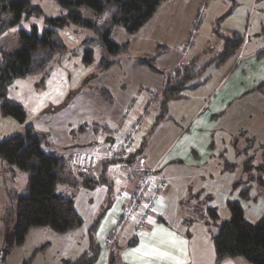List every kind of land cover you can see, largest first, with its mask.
<instances>
[{
	"label": "crops",
	"instance_id": "0c3cea01",
	"mask_svg": "<svg viewBox=\"0 0 264 264\" xmlns=\"http://www.w3.org/2000/svg\"><path fill=\"white\" fill-rule=\"evenodd\" d=\"M199 2L201 0H181L179 4L177 0H165L159 7L162 10L158 9L150 23L144 25L148 28L143 35L148 34L149 38H140L137 34L144 26L134 34L116 27L112 38L134 46L136 54L149 52L157 40L162 41L168 50L158 57L157 64L159 68L172 72L177 66L188 64L197 54L193 51L189 55V46H184L187 37L175 39V35L182 31L188 35ZM237 60L240 64L243 60L241 54ZM93 70L97 71V66ZM93 70L91 74H94ZM80 83V89H76L68 103L54 109L56 115L59 112L58 117L54 114L41 117L44 122L40 125L34 123V128L47 135L44 139L46 149L70 159L73 168L78 152L95 154L97 162L91 174L97 178L104 175L106 182L91 188L62 184L71 190L83 224L65 233H57L49 226H32L25 242L12 247L1 258V264H24L31 257L32 264H63L64 260L79 258L89 248L90 228L106 205L96 230L101 254L95 264H192L190 227L185 211L198 201L197 193L208 170L214 172L213 166L217 164L219 169L221 165L220 151L216 153L214 147V136L217 134L221 141L220 135L227 132L216 129L213 121L221 111L227 112L231 99L239 91L232 87L223 92L222 88L212 89L213 99L206 105L213 103L211 113L203 120L186 121L183 118L179 121L169 113L149 136L151 124L147 122L150 127L141 137V143L147 137L146 145L135 162L126 167L123 163L105 160L118 157L124 149L127 153L140 147L141 143L133 145L137 131L153 106L159 112L157 96L164 87L165 76L123 56L120 63L99 71L91 81L83 83L81 80ZM99 88L108 89L112 99L103 97ZM191 99H195L193 103L197 105L199 97H190L188 93L185 98L171 101L169 111L175 103L190 102ZM204 106L202 103L198 109ZM83 125L86 129L79 130ZM203 151L208 158H203ZM148 170L153 171L150 186L140 198L133 217L122 226L114 244L109 247L105 239L115 230L123 209ZM135 236L136 244L129 246L128 242ZM44 245L43 250L35 253ZM111 249H114L112 263L109 262Z\"/></svg>",
	"mask_w": 264,
	"mask_h": 264
},
{
	"label": "trees",
	"instance_id": "16d2710c",
	"mask_svg": "<svg viewBox=\"0 0 264 264\" xmlns=\"http://www.w3.org/2000/svg\"><path fill=\"white\" fill-rule=\"evenodd\" d=\"M54 1L61 8L57 16L48 15L41 5L32 0H0V114L2 116H11L20 122L25 121L26 110L21 102L9 97V87L18 78L40 74L49 68L55 56L68 48L58 35V30L69 25L90 29L94 34L92 37L85 38L80 45L84 48L83 61L85 64L90 65L94 62L96 46H101L105 55L97 64V71L87 80L91 81L99 71L120 63L123 56L165 76L164 87L157 96L159 112L148 131V136L158 123L168 116L171 101L185 98L190 91L199 87L202 81L198 79L210 66L222 65L230 56L236 54L244 43L243 35L239 32L223 33L219 28V20L227 16L231 12L229 11L226 15L216 19L217 25L212 29L215 36L222 41L219 50L212 58L202 61V52L196 54L188 64L179 65L172 72H167L156 65L157 58L165 52L159 49L163 47L162 45H158L154 53L135 55L131 52L128 43L121 44L112 38V29L115 26L123 28L129 34L138 32L165 0ZM16 6L19 8H15ZM84 8L90 9L93 16H86ZM106 11L111 17L110 22L100 21ZM32 17H43L44 27L39 29L33 24L30 31L20 29L17 41L12 42L7 37L8 32L15 28L21 20H29ZM260 54H264V50L258 52L257 55ZM43 84L44 81L41 86ZM254 91L264 94V80L254 88ZM99 92L106 99H112L108 89L99 88ZM85 129V125L79 127V130ZM38 132L39 130H36L34 126H27L23 134L7 137L0 142V157L11 165L14 176L20 170L29 172L27 186L18 197L13 235L9 238V246L5 251H0L1 258L12 247L20 246L25 242L28 230L32 226H49L57 233H65L83 224V218L75 207L74 196L58 193L59 184L91 188L106 182L104 175L97 178L91 174L92 169L77 166L73 168L65 156L45 149L42 146L45 137L42 138V133ZM244 132L246 131L242 130L240 134ZM245 137V145L240 151V154L244 153L246 156L242 163V175H249L251 179L255 178L259 184L264 185V178H262L264 163H255V153H250L257 139ZM146 139L145 136L136 151L126 153L124 149L118 157L115 156L105 161L120 162L130 167V164L135 162L136 156L142 152ZM218 156L222 160V172H231L235 169L236 164L226 156L225 151H221ZM243 181L246 183L247 180L239 178L235 183L239 185ZM250 191L251 186L246 185L240 191V198L249 199ZM204 193L203 189L199 190L198 201ZM228 207L231 211V218L220 223L218 233L212 238L215 262H222L226 257L242 256L251 264H264V216L256 223L247 220L239 199H229ZM106 209L107 205L98 213L90 228L89 248L79 258L64 260L63 264H95L98 261L101 245L97 240L96 230ZM206 210L214 222L217 223L220 220V215L214 207H207ZM113 233L114 231L110 234ZM135 244L136 236L128 242L129 246ZM45 246L36 249L35 253L43 250ZM32 259L31 257L25 260L24 264H32ZM113 260L114 249H111L109 262L112 263Z\"/></svg>",
	"mask_w": 264,
	"mask_h": 264
},
{
	"label": "rangeland",
	"instance_id": "374dc122",
	"mask_svg": "<svg viewBox=\"0 0 264 264\" xmlns=\"http://www.w3.org/2000/svg\"><path fill=\"white\" fill-rule=\"evenodd\" d=\"M32 1L41 5L50 16H57L61 12V8L54 0ZM180 2L181 0H177V3L180 4ZM15 8L19 7L16 6ZM159 10H162V7ZM83 11L86 16H93L90 9L84 8ZM229 11L231 12L227 16L219 20V28L223 33L237 31L242 34L244 38L242 47L222 65L218 67L215 65L210 66L198 79L202 81L201 85L197 89L195 88V91L189 92L190 97L193 95L199 97L196 101L197 105L193 103L195 99H191V103L182 100L175 103L176 105L169 111L179 121L183 118L186 121L196 118L200 121L211 113L212 108L210 105L213 103L207 107L206 105L213 99V95L210 94L212 89L215 87H218L217 89L222 88L221 91L223 92L225 89L232 87L239 91V94L231 99V104L226 108L227 112L221 111L213 121L216 122V129L227 132V134L220 135L221 141L218 135L215 134V151L216 153L225 151L226 156L231 159L232 163L236 164V167L231 172H222V164L219 169H217L216 164L213 166L215 168L214 172L208 170L206 178L200 184V188L205 193L201 195L195 206H192V208L189 206L190 208L185 211V217L187 216L188 226L190 227L188 237L192 264H251L242 256L226 257L219 263L214 260L215 252L212 238L218 233L220 223L231 218V211L228 207L229 199H239L245 218L251 222L256 223L264 216V185L259 184L255 178L251 179L249 175H242V163L246 156L244 153L240 154L242 147L245 145V136L255 137L257 142H255V146L250 153H255V163H264V94L254 91V88L264 80V54L257 55L258 52L264 50V0H201L198 3L197 13L193 17V24L188 35L185 34V31H182L177 33L179 36L175 35V39L182 36V39L187 37L184 46H189V55L193 51L197 54L203 52L201 54L202 61L212 58L222 44V41L215 36L212 29L217 25L215 23L216 19L226 15ZM110 20L111 17L107 11L100 18V21L110 22ZM148 23H150V20ZM33 24L37 25L39 29L43 28L45 25L44 18L32 17L29 20H21L15 28L8 32L7 37L12 42H16L20 29L30 31ZM116 27H113L112 33ZM147 28L144 26L137 33L140 38H149L148 34L143 35ZM58 35L67 44L68 48L63 52H59L50 63L49 68L43 73L18 78L9 87V97L23 104L27 116L25 121L20 122L11 116L5 117L0 114V142L7 137L23 134L27 126H34V123L40 125V122H44L42 118L46 116L54 114L58 117L59 112L56 115L54 109L57 110L68 103L69 99L76 93V89H80L81 80L86 83V79L92 75V70L104 55L101 46H96L94 49V62L90 65L84 63V48L80 45L85 38L94 35L90 29L69 25L59 29ZM115 37L118 38V35H115ZM140 42H137V44H140ZM118 43L122 44L123 42ZM158 45L163 46L159 49L168 50L165 43L157 40L151 51L140 54L154 53ZM129 48L133 54H139L134 53V46H129ZM240 54L243 60L239 64L237 57ZM156 65L158 66L157 60ZM242 69H245V71L241 72ZM93 72L96 71L93 70ZM43 81L44 84L41 86ZM202 103L205 106L198 109V105ZM157 114L158 110H155L153 106V110L149 112L143 125L138 129L133 145L141 143V137L147 133L150 127H148L147 122L152 125ZM242 130L246 132L240 134ZM48 132L53 135L51 131L48 130ZM41 133L42 138L47 137L44 132ZM129 133L131 134L132 131H129ZM42 146L46 149V142ZM202 155L204 159L209 157L205 151L202 152ZM67 160L71 165L70 159L67 158ZM254 171L257 173L256 170ZM28 176L29 172L22 170L14 176L11 165L0 157L1 252L9 246V238L13 235L18 197L27 186ZM239 178L246 179V183L244 181L239 185L237 182L235 183ZM262 178H264V175H262ZM246 185L251 186L250 198L241 199L240 191ZM57 192L63 195H72L67 185L59 184ZM207 207H214L218 211L220 220L217 223L211 219L206 210ZM1 256L0 254V264L2 263Z\"/></svg>",
	"mask_w": 264,
	"mask_h": 264
},
{
	"label": "built area",
	"instance_id": "2783aa9c",
	"mask_svg": "<svg viewBox=\"0 0 264 264\" xmlns=\"http://www.w3.org/2000/svg\"><path fill=\"white\" fill-rule=\"evenodd\" d=\"M96 163V156L95 154L87 153V152H80L77 155L76 158V166L83 169H92ZM153 171L148 170L146 174H144V177L141 179V182L139 184V187L134 194V196L131 198L130 202L126 205V207L123 209L121 216L117 222L116 228L114 230V233L111 234L109 237L105 239V243L112 247L114 244L117 235L119 231L121 230L122 226L133 217L139 202L140 198L142 197L144 191L147 189V187L151 184V175Z\"/></svg>",
	"mask_w": 264,
	"mask_h": 264
}]
</instances>
